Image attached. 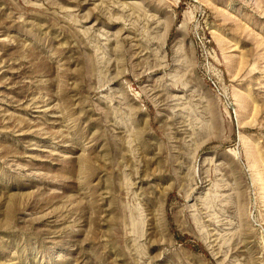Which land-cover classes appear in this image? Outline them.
I'll use <instances>...</instances> for the list:
<instances>
[{
	"label": "rangeland",
	"instance_id": "obj_1",
	"mask_svg": "<svg viewBox=\"0 0 264 264\" xmlns=\"http://www.w3.org/2000/svg\"><path fill=\"white\" fill-rule=\"evenodd\" d=\"M0 264H264V0H0Z\"/></svg>",
	"mask_w": 264,
	"mask_h": 264
}]
</instances>
